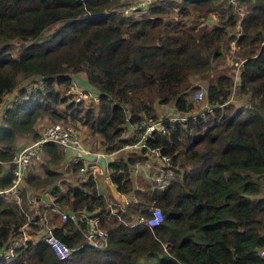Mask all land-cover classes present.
Instances as JSON below:
<instances>
[{"label": "trees", "instance_id": "1", "mask_svg": "<svg viewBox=\"0 0 264 264\" xmlns=\"http://www.w3.org/2000/svg\"><path fill=\"white\" fill-rule=\"evenodd\" d=\"M123 4L0 0V190L12 184L19 137H39L40 116L70 111L90 130L91 150L104 153L134 143L143 120L160 119L156 105L183 117L164 122L146 146L108 160L109 180L127 202L99 193L92 174L78 183L59 178L65 152L46 142L45 176L27 171L25 182L49 188L59 210L97 216L105 244L87 243L84 219L58 220L60 211L43 200L69 256L29 239L0 264H264V0H162L130 14L117 10ZM233 47L236 80L226 67ZM76 73L96 91L95 107L68 102L59 90ZM201 87L205 104L197 106ZM155 147L174 170L164 184L151 172L132 173ZM151 206L162 212L158 225H127ZM26 222L0 194V249Z\"/></svg>", "mask_w": 264, "mask_h": 264}, {"label": "built area", "instance_id": "2", "mask_svg": "<svg viewBox=\"0 0 264 264\" xmlns=\"http://www.w3.org/2000/svg\"><path fill=\"white\" fill-rule=\"evenodd\" d=\"M153 1L155 0H136L134 2L121 5L119 8H117V10L122 12L123 14L135 13L148 7L151 2L153 3ZM204 93L205 89L204 87H201L195 91L193 97L196 100H200L203 97ZM85 96H87V94L82 90H79L78 95L73 100L77 102ZM90 98L95 100L96 102L98 101L97 94H91ZM181 118L183 117L171 115L155 121L151 120V118L143 120L141 122L143 131L139 135L138 139L134 143L128 144L125 147L136 148L146 146L147 141L154 138L155 132H159L164 129V122L179 120ZM46 142H52L60 146L62 151L66 154L65 163L67 165L74 163L78 164L76 170L80 174H86V177L88 174L93 175V172L90 171V169L93 168V161L87 160L85 158V155L95 154L105 156V154L102 152L93 151L85 147L82 144L77 131L71 126L62 123H51L46 125L41 130L40 135L37 139L29 144L18 147L15 150L11 159V163L13 165L12 184L8 188L0 190V194L9 195L11 197V200L18 207H20L23 202L22 186H24L23 184L25 181L27 170L41 157L44 151V144ZM149 150L162 161L160 168L163 169L164 175L168 177L175 176L174 170L170 168V156L162 155L158 147L150 148ZM155 178L160 184H164L166 181V177L163 175H158ZM121 196L123 197V202H127V197L124 194H121ZM33 197L34 199L39 198L43 201L41 193ZM49 204H53V206L56 207V204H54L53 202H50ZM109 206L112 207V204H109ZM59 211L60 216L63 220L67 217L73 220L77 218L84 219V227L82 229V232L83 238L87 243L95 247H101L105 244L106 233L105 230L99 225L97 216H94L91 212H88L86 210H79L72 213H68L63 210ZM36 215L38 217H35L31 221H29L35 226V228H37L35 234L25 228L27 222L23 224L19 228V232L12 235L9 238L7 244L0 249V259H9L14 256L16 249L25 245L27 240H37L40 238H43L51 245L53 251L59 258H65L69 256L71 248L58 240V238L53 233L52 226H49L44 221H41V218L45 215V211H38ZM162 216L163 215L159 207L151 206L148 214H144L142 212L139 213L137 217L133 221L127 223V225L133 226L135 224L141 223L149 227H153L161 222ZM261 254L264 255V250H261Z\"/></svg>", "mask_w": 264, "mask_h": 264}, {"label": "rangeland", "instance_id": "3", "mask_svg": "<svg viewBox=\"0 0 264 264\" xmlns=\"http://www.w3.org/2000/svg\"><path fill=\"white\" fill-rule=\"evenodd\" d=\"M129 1H131V0H122V2H125V4ZM157 1H158V3H160L162 0H155V1H153V3L154 2L156 3ZM211 21H214L212 15H210V22ZM16 44H18V43H16ZM236 50H237V48L233 47L231 52L228 53L226 56V67H228L229 71L233 74L234 80H236V78H237L239 66L241 63L239 57H237L234 53V51H236ZM76 74H77V76L72 78L73 81H72V84L70 85L69 89L65 90V89H63L62 86H60L59 90L61 91V93L63 95L67 96L68 102L70 100L75 99V97L78 95L79 90H82L83 92H85L87 94V96L83 97L81 100H79L77 102H81V106H83V108H87L90 106L95 107L97 102L95 100L91 99L90 95L91 94H97L96 91L95 92L93 91L92 87H90L89 83L86 80L80 82V80H82V78L79 77V75L81 76V74L80 73H76ZM234 89H236L235 86H234ZM202 100L203 99L199 100L200 103L197 104V106H204L205 103ZM63 107H64V105H60V108H63ZM168 108L171 109V107L168 105V107L166 109L158 110V112H159L158 116L160 119H163V118L169 116L171 111ZM69 113H70V111H69ZM69 113L63 114V116L59 119L53 118L52 116H50L48 114L40 116L36 120L35 128L40 133L41 130L46 125L51 124V123H62V124L71 126L73 129H75L77 131V134L79 135L82 144L85 147H87L88 149H91V139L93 137L90 134V130L88 129V127L86 125L82 124L81 120H73L71 118V116L69 115ZM178 116H180V115H178ZM18 141H19L18 144H20V146H23V145L31 143L34 140L31 138V135L27 136L26 134H23L19 137ZM97 143L98 142H96V144ZM128 148H130V147H123L122 149L116 150L115 152H112L109 154L105 153V157H108L107 155H109V159L115 158L120 154H125L129 150ZM93 151H98V150H93ZM48 156L49 155H47L45 153V150H44L41 157L33 165H31L28 168V170H27L28 173L31 172V173L37 174L39 176H45V167L47 166V163H48V161H47ZM149 156L151 157V159L147 158L144 160V162H138L135 164L134 170L132 171L133 176L135 177V175H136L138 177L139 172L144 173V175L147 172H151L154 176H158V175L162 176L163 175V176L167 177L166 175H164L163 169L160 168L162 161L160 159H158L153 154V152H149ZM148 160L151 164H148V163L146 164V162ZM140 164H142V165H140ZM49 167H50V165H49ZM55 167H56V170L61 173L59 178H61V179L65 178L69 182L78 183L82 179L86 178V174H80L76 169L75 170L73 169L72 164L67 165L65 163V160L63 161L62 164H60V163L56 164ZM90 171H92L94 173V176L96 179V184L98 187L97 189L99 191L102 190L105 195L108 194L109 192L112 193L111 188L114 186L112 184H110L108 186V183H106V181L102 177V175H105L108 177V169L102 170V173H100L99 170H97V169H95V171L90 169ZM108 179H109V177H108ZM137 180L139 182L137 184L139 186H141V184H140L141 180L139 178H137ZM57 183H59V180H56V184ZM262 183L263 184H262V188H261V195H262V193H264V179L262 180ZM23 185H24V186H22L23 202L20 206V211L24 212L26 214L25 217H26L27 223L25 225V228L27 230H29L30 232H32L33 234H35V231L37 230V228H35V226L32 223H30L29 221H31L35 217H38L36 215L38 211H45V215L41 218V221H44L47 225L52 226L51 224H49L47 222V220L50 219L51 216L47 212L48 210H44V208H42L44 202L39 198L34 199V197H33V196H37V194H39L40 192H41V194L43 193L42 187H40L36 190L33 188H29L28 184L25 181H24ZM46 190L45 191L47 193H45V194L47 195L49 200H51V202H53L52 200H53L54 196L52 195V193H50V189L46 188ZM35 191H37V192H35ZM59 219H62V217L60 216L58 218V220Z\"/></svg>", "mask_w": 264, "mask_h": 264}, {"label": "crops", "instance_id": "4", "mask_svg": "<svg viewBox=\"0 0 264 264\" xmlns=\"http://www.w3.org/2000/svg\"><path fill=\"white\" fill-rule=\"evenodd\" d=\"M81 74V76L79 75V77H81V78H85V76L83 75V73H80ZM93 89V88H92ZM93 91L95 92V90L93 89ZM168 107V105H156V109L157 110H160V109H166ZM171 107V106H170ZM169 109V108H168ZM167 109V110H168ZM170 111L172 110V108L171 109H169ZM169 111V112H170ZM173 113V112H172ZM18 147H20V144H18L17 145V148ZM98 152H102V153H104L103 151H98ZM105 154V153H104ZM107 154H109V153H107ZM108 157H105L104 156V158H105V160H106V166H105V168H102V166L99 164V163H96L97 161H93V168H92V170L93 171H95V169H97V170H99V172L100 173H102V170H105V169H108L107 168V162H108V160H109V155H107ZM147 156H148V158L149 159H151V157L149 156V152L147 153ZM65 158H66V154H65V157H64V160H65ZM151 164L150 162H149V160L146 162V164ZM140 165H142V164H140ZM143 169V168H142ZM153 171V170H152ZM28 173H26V175H27ZM148 175V172L147 173H145V176H147ZM93 176H94V173H93ZM101 176V175H100ZM26 177V176H25ZM95 177V176H94ZM102 177L104 178V180L106 181V183H108V186L110 185V184H112L113 185V183L108 179V177L107 176H105V175H102ZM155 177V176H154ZM114 186V185H113ZM98 188V187H97ZM49 189V188H48ZM46 188H43L42 189V196H43V194H45V193H47L46 191ZM111 190H112V193L111 192H109L108 194H106V195H110V194H112L113 195V197H115V198H117V199H121V200H123V197L121 196V193H119L118 191H116V189H115V186L114 187H112L111 188ZM99 191V190H98ZM101 194H103V195H105L104 193H103V191L101 190V191H99ZM41 193V192H40ZM47 196V195H46ZM43 199V198H42ZM44 200V199H43ZM45 201V200H44ZM46 202V201H45ZM47 203V202H46Z\"/></svg>", "mask_w": 264, "mask_h": 264}, {"label": "water", "instance_id": "5", "mask_svg": "<svg viewBox=\"0 0 264 264\" xmlns=\"http://www.w3.org/2000/svg\"><path fill=\"white\" fill-rule=\"evenodd\" d=\"M5 106H6V102L5 101L0 104V116H1L2 111L5 108ZM85 158L87 160H90V161H97L102 166V168H105V166H106V160H105L104 156H102V155L87 154V155H85ZM42 198L47 203L51 202V200H49V198L46 196V194H43Z\"/></svg>", "mask_w": 264, "mask_h": 264}]
</instances>
